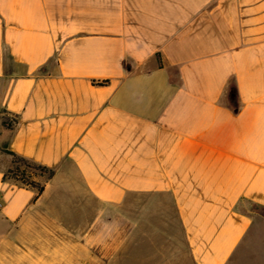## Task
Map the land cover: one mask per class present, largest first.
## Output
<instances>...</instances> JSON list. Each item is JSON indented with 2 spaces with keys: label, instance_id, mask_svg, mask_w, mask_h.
Wrapping results in <instances>:
<instances>
[{
  "label": "crops",
  "instance_id": "obj_1",
  "mask_svg": "<svg viewBox=\"0 0 264 264\" xmlns=\"http://www.w3.org/2000/svg\"><path fill=\"white\" fill-rule=\"evenodd\" d=\"M250 206L264 0H0V264H264Z\"/></svg>",
  "mask_w": 264,
  "mask_h": 264
},
{
  "label": "trees",
  "instance_id": "obj_2",
  "mask_svg": "<svg viewBox=\"0 0 264 264\" xmlns=\"http://www.w3.org/2000/svg\"><path fill=\"white\" fill-rule=\"evenodd\" d=\"M104 83L105 81L100 82V84ZM5 152L10 156L11 165L4 172L3 179L22 187L34 189L33 199H35L43 191L45 181L52 176L53 169L30 162L10 151L6 150ZM34 174L44 175L45 178L42 182H37L33 178Z\"/></svg>",
  "mask_w": 264,
  "mask_h": 264
},
{
  "label": "rangeland",
  "instance_id": "obj_3",
  "mask_svg": "<svg viewBox=\"0 0 264 264\" xmlns=\"http://www.w3.org/2000/svg\"><path fill=\"white\" fill-rule=\"evenodd\" d=\"M33 178L37 179V182H42L45 178L44 175L34 174ZM250 208L258 214L264 215V208H260L257 206H250Z\"/></svg>",
  "mask_w": 264,
  "mask_h": 264
}]
</instances>
